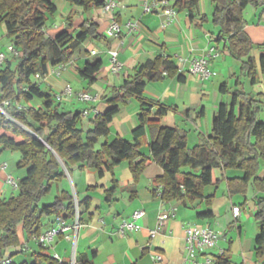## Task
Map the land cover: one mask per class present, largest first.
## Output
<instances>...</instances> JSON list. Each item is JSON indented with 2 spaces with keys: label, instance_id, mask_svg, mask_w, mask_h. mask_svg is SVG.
Listing matches in <instances>:
<instances>
[{
  "label": "trees",
  "instance_id": "1",
  "mask_svg": "<svg viewBox=\"0 0 264 264\" xmlns=\"http://www.w3.org/2000/svg\"><path fill=\"white\" fill-rule=\"evenodd\" d=\"M63 1L82 7L84 11L103 7L106 3L104 0ZM172 1L174 8L178 12L186 11L191 20L199 15L202 0ZM211 2L214 8L212 23L220 27V33L213 35L212 39L225 41V50L241 62V70L254 82L257 65L251 52L262 49V46H255L244 32V11L250 6L264 12L263 0ZM56 11L53 0H0V24L4 25L7 37L19 53L0 67V108L6 114H0V148L19 152L21 160L17 166L26 169V175L17 182V194L10 199L0 198V259L13 258L8 253L13 248L21 253L24 243L18 228L22 229L24 240L30 243L42 233L43 218L68 219L73 216L75 205L70 192H62L49 205H40L54 184L72 174L73 167L80 171L94 170L102 178L106 173L113 174L121 163L128 162L137 183L146 167L154 162L163 170V175L154 181L156 186L162 185L159 197L162 202L205 200L209 204L211 199L204 196V189L219 183L218 168L243 171L242 179L228 181L231 194H245L252 181L257 190L264 192V177H258L261 168L264 169V122L259 118L264 103L256 99L261 96L234 90L231 104L218 107L212 120L211 136L190 149L185 135L162 124L168 108L144 96L147 82H157L165 77H176L179 82L185 80L170 57L157 56L136 69L135 74L119 88L107 92L102 98L107 110L92 120L91 130L85 132L81 129V113L61 110L34 78H44L50 66L69 64L75 51L88 38H99L98 27L91 21H84L76 36L71 34V25L46 28L48 16H53ZM202 20L206 17L203 16ZM259 63L264 74V55ZM102 65L100 59L87 61L78 72L88 85H92ZM226 88L223 84L221 91L226 92ZM132 98H136L141 107L132 141L117 137L96 149L101 139L109 137L114 117ZM34 99L42 102V106L25 105ZM200 113L202 115L203 110ZM148 135L151 160L140 153ZM187 167L193 172L182 173L181 169ZM113 182L116 184V180ZM153 194L158 197L157 189ZM78 206L80 213L82 209H88L89 198L78 200ZM257 206L259 211L255 220L260 232L255 241V256L261 260L264 259V199H258ZM211 215L206 212L198 217ZM45 251L41 247L34 264H59ZM214 260V264H233L224 253L215 256ZM63 264L69 262L63 261ZM76 264L89 263L77 261Z\"/></svg>",
  "mask_w": 264,
  "mask_h": 264
},
{
  "label": "crops",
  "instance_id": "2",
  "mask_svg": "<svg viewBox=\"0 0 264 264\" xmlns=\"http://www.w3.org/2000/svg\"><path fill=\"white\" fill-rule=\"evenodd\" d=\"M116 1L118 7L112 14H108L102 7L84 11L82 7L63 0H53L57 11L53 16H48L46 22V28L71 25L73 36L78 34L84 21H91L98 27L99 38H88L60 73L58 69L61 65L50 66L48 75L34 78L41 90L50 94L56 104L60 105L61 110L81 113L79 125L85 132L92 129V120L107 110V104L102 101L103 96L111 89L119 88L135 74L136 69L159 55L170 57L177 66L176 56H179L186 60L187 69L190 61L215 49L216 54L209 59V67L214 72L210 80L202 81L185 72V80L182 82L177 81L176 77H165L146 84L145 98L168 108L162 124L185 135L190 149L211 136L213 117L221 104H231V93L234 90H241L255 97L261 96L256 99L264 102V74L259 63L264 55V12L261 8H251L255 17L252 21H248L245 16L248 7L244 11V32L255 46H262V49L251 52L257 65L256 80L252 82L241 70V62L225 50V41L215 42L212 39L213 35L220 33V27L212 23L213 4L209 10L199 11L194 20L189 18L186 11L178 12L177 19L162 28L164 17L160 13L146 14L143 11L144 2L151 3L152 0ZM203 16L206 17L204 21ZM112 17L121 25L118 38L112 37L108 32ZM49 21L51 24L47 27ZM129 22L138 23V28L130 30L127 27ZM3 37L5 36L2 35L1 39ZM10 44L11 40L6 44L0 41V48L4 49ZM112 51L118 53L117 59L122 65L117 74H113L110 69L109 53ZM95 59H100L103 65L95 83L88 85L80 76L78 68H83L87 61L93 62ZM223 84L227 87L226 92L221 91ZM67 89L72 90L71 96L65 95ZM79 93L92 96L83 110L76 105L80 102L76 98ZM31 104L35 107L42 106V102L33 101ZM140 111L139 101L132 98L114 117L109 137L101 145L111 143L117 137L132 141V132L138 126ZM259 118L264 122V105ZM148 142L149 135L147 142L140 148V153L151 160ZM181 172L193 171L187 167L182 168ZM216 173L219 183L204 189V196L211 199L207 204L205 200L162 202L159 197L154 196L156 187L162 186H156L154 181L163 175L162 168L154 162L146 167L137 183L134 182L128 162L121 163L115 167L113 174L106 173L102 178L94 170L80 171L73 167L72 174H67L66 180L53 185V188L58 189L56 197H60L64 191L70 192L78 200L88 197L90 206L80 213L76 248L59 236L45 253L48 254L47 250H50L65 262H70L75 255L76 262L86 261L89 264H156L153 259L156 254L163 257L162 264H205L206 260L214 264L215 256L224 253L233 264H261L264 259L258 260L255 256V241L260 232L255 215L259 211L257 200L264 199V192L257 190L252 181L245 194H231L228 181L242 179L243 171H223L218 168ZM7 177L0 172L1 198ZM258 177H264L263 168ZM234 207L241 209L238 219L233 217ZM139 210L145 211L146 215L136 222L138 229L121 235L120 226L130 221L132 214ZM206 212H211L212 215L208 218L198 217ZM160 215L164 216V221L158 229ZM53 221L54 219H48L43 231ZM68 221L71 222V219L68 218ZM189 227H209L221 234V238L215 248L190 258L186 245V229ZM153 231H156V235L151 237L150 233ZM25 242L23 246H28L29 242ZM31 244L37 243L32 241ZM48 255L51 257L52 253Z\"/></svg>",
  "mask_w": 264,
  "mask_h": 264
},
{
  "label": "built area",
  "instance_id": "3",
  "mask_svg": "<svg viewBox=\"0 0 264 264\" xmlns=\"http://www.w3.org/2000/svg\"><path fill=\"white\" fill-rule=\"evenodd\" d=\"M264 2V0H263ZM118 2L116 0H108L102 7L103 11L108 14H112L114 10L118 7ZM143 11L146 14H152V13H160L164 17V22L162 23L161 27L166 28L169 24H171L173 21L177 19L178 11L173 6L172 0H152L151 3H148L147 1L143 4ZM127 27L130 30H136L138 28V23L136 22H129ZM108 32L112 37L118 38L121 33V25L117 20H115L114 17H112L110 25L108 27ZM110 54V69L113 74H117L121 71L122 65L117 59L118 53L116 51H112ZM215 49L208 50L207 54L203 57L193 59L190 61L189 66L186 69V60L183 58H180L179 56H176V59H178V70L180 73L185 74L188 73L191 76H197L202 81H208L210 80L214 72L209 67V59L210 57H213L215 55ZM19 53L15 49V47L10 44L7 45L4 49L0 48V67L5 64L6 60L10 57H16ZM64 65L61 64V66L58 69V73L62 69H64ZM39 78V76H37ZM66 96L72 95V90L67 89L65 91ZM80 102L88 103L92 100V96L88 93H79L76 97ZM264 103V102H263ZM0 111L5 114V112L0 108ZM86 114V112H85ZM5 169V166L3 167V170ZM7 184L13 185V189L17 191L18 189V183L12 179L11 177H7L6 180ZM157 189V196L160 197L162 192V186L156 187ZM1 198V193H0ZM74 205L75 210L72 217H70L71 222L68 221V219H64L62 217H56L54 219L53 224L47 228L45 231H42V233L39 236H36L33 238V242L39 244L42 248L48 249L51 245V243L59 236L64 237L67 241L71 242L73 245V248H76V242L78 238V230L80 228V208L78 206V199L74 197ZM241 214V209L239 207L233 208V217L235 219H238ZM146 215L145 211L139 210L135 211L132 216L131 220L128 222H124L120 226V233L123 235L126 231H133L135 229H138L136 226V222L143 218ZM164 216H159V226L158 229H160L161 225L163 224ZM151 237H154L156 235V231H153L150 233ZM221 238V234L218 232L210 229L209 227H189L186 229V245L188 249V255L190 258H195L198 254L204 253L207 250H211L215 248ZM28 247L25 244L21 248V253H24L27 251ZM75 254V253H74ZM52 257L59 262V264H63V259L60 258L57 254H53ZM154 262L156 264H162L163 263V257L160 254H156L153 257ZM0 264H15L14 258L12 257H4L0 259ZM69 264H76V258L75 255H73V258L69 262ZM198 264V263H193ZM205 264H212L210 260H206Z\"/></svg>",
  "mask_w": 264,
  "mask_h": 264
},
{
  "label": "rangeland",
  "instance_id": "4",
  "mask_svg": "<svg viewBox=\"0 0 264 264\" xmlns=\"http://www.w3.org/2000/svg\"><path fill=\"white\" fill-rule=\"evenodd\" d=\"M199 5H200L199 10L201 12H204L206 10H209V8L212 6V3H211V0H202ZM251 8L252 7H248L246 14H245L246 19L248 21H252L255 18L254 17V11ZM50 24H51V22L49 21V24H47V27H49ZM2 35H4L5 37H3L1 39ZM6 35H7V33H6L4 25L0 24V39H1L0 41L3 44H6L10 40ZM1 49H3V48H1ZM33 101L36 103H40V101L38 99H34ZM25 105L31 106L32 104H25ZM76 105H78L77 106L78 109L83 110V106H87V103H84V102L80 103L79 102ZM75 110H73V111H75ZM72 113H76V112H72ZM0 114H4V113H2L0 111ZM4 115H6V114H4ZM0 119H1V115H0ZM79 127H80V125H79ZM103 142H104V139H101L99 144H97L96 149H99L101 143H103ZM1 151L2 150L0 148V172H3L6 176L11 177L16 182H18L20 179H22L26 175V169H19L17 166L19 161L21 160V154L17 151H9V150H5L2 152ZM4 166H5V169L3 170ZM57 190H58L57 187L52 188L51 192L49 194H47L42 199L40 205H49V204L53 203L55 198H56V193L58 192ZM2 194H3V199L4 198L10 199L12 196H15L17 194V191H15L13 189V185L7 184V182H6L5 187L2 189ZM48 219L49 218H43L42 223L45 224V222H47ZM18 230H19V236L22 237V239H23L22 243H24L25 240H24V237L22 236L23 235L22 229L18 228ZM27 247H28V249L24 253H17L15 248L9 250L8 253L13 255L15 264H23V263L34 264L35 263V261H36L35 256H37L40 253L41 248H40V246H38V244H31L30 245V243L28 244ZM47 253L48 254L52 253V255L54 254L50 250H47ZM68 260H70V258H68Z\"/></svg>",
  "mask_w": 264,
  "mask_h": 264
}]
</instances>
